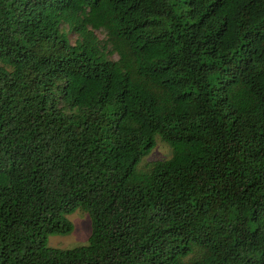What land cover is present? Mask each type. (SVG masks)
<instances>
[{"label": "trees", "instance_id": "1", "mask_svg": "<svg viewBox=\"0 0 264 264\" xmlns=\"http://www.w3.org/2000/svg\"><path fill=\"white\" fill-rule=\"evenodd\" d=\"M0 264H264V0H0Z\"/></svg>", "mask_w": 264, "mask_h": 264}, {"label": "rangeland", "instance_id": "2", "mask_svg": "<svg viewBox=\"0 0 264 264\" xmlns=\"http://www.w3.org/2000/svg\"><path fill=\"white\" fill-rule=\"evenodd\" d=\"M100 37H104L100 34ZM161 144V143H160ZM167 150L159 146L154 155L160 156L166 154ZM69 220L73 223L74 229L70 234H51L48 236V245L51 247L69 249L88 244L91 236L93 225L89 214L81 209L68 215Z\"/></svg>", "mask_w": 264, "mask_h": 264}]
</instances>
